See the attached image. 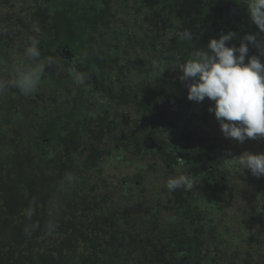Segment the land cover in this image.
<instances>
[{"label": "rangeland", "instance_id": "obj_1", "mask_svg": "<svg viewBox=\"0 0 264 264\" xmlns=\"http://www.w3.org/2000/svg\"><path fill=\"white\" fill-rule=\"evenodd\" d=\"M70 1L0 0V62L5 65L0 78L11 79L17 66H34V62L26 57L30 38L39 42V63L44 65L43 77L35 94L25 97L18 89L9 88L5 95L0 96V264H38L39 260L34 257L36 254L55 264H104L116 255L122 258H113L109 264H165L176 260L167 236L172 235L179 242L184 239V232H191L192 228L187 225L193 223L183 217H192L202 207L200 202L205 204V208L209 207L206 203L217 196L215 184H202L183 168H177L171 176L157 175L160 169L157 167L158 171H153L150 168L157 162L154 153L142 155V148L138 146L133 148L134 156L127 158L130 162L112 161L110 154H114L116 140L125 144L131 124L136 128L144 122L142 103L127 111L125 109L124 116H119L121 105L113 102V109L100 112L106 115L101 128L82 125L79 109L83 107H88L82 115L83 122L94 118L100 121L94 117L99 114L94 113L96 107L93 104L98 90L94 89L92 82H85L82 86L74 83L69 75L70 66L56 54L58 45L54 44L61 30V20L51 8L59 9ZM83 1L86 4L82 3L83 9H78L77 13L86 19L85 26L81 22L79 27V30H85L84 42L89 47L84 54L87 57L85 63L89 64L96 58L102 81L106 83L100 88L105 91V98L119 90L131 91L135 96L143 91L151 94L161 90L163 83L173 74L172 65L178 55L167 45L171 44L172 37L166 22L169 19L167 16L164 19V14L169 13L165 11V7L168 8L166 2ZM183 3L187 9L182 13L189 18L193 0H184ZM183 27L190 32L194 29L193 35L196 34L193 21H188ZM163 30L167 31L166 50H156L151 46L160 40L159 31ZM43 44L46 45L44 49L41 48ZM85 63L79 62L77 70L84 76L88 75ZM163 106L166 112H162L169 121L161 129L166 130L167 138L173 136L169 129L172 126L174 129L177 122L184 126L180 135L170 137L167 144V150L172 148L174 155L178 156L175 143L180 140L186 143L184 140L188 136L199 144V155H205L206 150L212 155L213 148L218 149L217 143L220 146L221 141L227 140L220 132L214 115L201 116L194 109L190 114L185 107H174L170 103ZM118 119L116 129L111 121ZM50 132H53L54 140L47 144L44 139ZM71 138L73 140L68 142ZM201 138L206 141L202 143ZM228 141L230 147L222 152L224 155L229 151L232 156L244 151L264 152V141H246L243 145ZM97 150L100 153L94 161ZM218 153L221 152L218 150ZM213 159L218 160L216 157ZM225 159L231 166L230 171L234 175L238 173L235 177L231 175L233 180L230 184H224L225 191L228 192L227 187H230L235 193L233 197L226 196L223 204H216L217 211H207V232L195 234L200 229L193 225L197 229L193 230L195 233L192 231L196 241L199 238L195 250L196 264H260L257 259L263 256L264 247L247 249L242 242L238 245L234 242L233 247V239L228 238L223 230L227 225L226 215L234 214L240 206L232 209L229 203L234 202L244 192L243 189L248 192L243 199L250 203L252 190L257 188V179L249 171L237 167L235 157ZM68 173L77 178L73 185L65 181ZM179 175L189 177L193 187L170 192L166 188L167 180ZM17 180L25 181L27 196L26 192L23 197L20 194L25 185L15 184ZM135 180L142 182L136 186ZM124 181L127 182L126 187L123 186ZM218 218L225 225L223 229L217 225ZM50 220L55 223L52 231L46 228ZM173 220L178 221L175 223ZM198 221L199 218L195 217V225ZM234 222L236 227L231 230L234 233L240 234L245 222L250 230L256 227L252 226L255 224L250 223L247 215H237ZM177 224L183 228L174 233L170 227ZM22 227L27 231L20 235ZM151 229L153 234L157 231L158 237L151 238ZM252 232L258 241L261 234L255 230ZM127 238L132 239V244L125 243L126 240L112 242ZM190 238L194 240L193 234ZM124 247L129 249L126 254Z\"/></svg>", "mask_w": 264, "mask_h": 264}, {"label": "clouds", "instance_id": "obj_2", "mask_svg": "<svg viewBox=\"0 0 264 264\" xmlns=\"http://www.w3.org/2000/svg\"><path fill=\"white\" fill-rule=\"evenodd\" d=\"M244 3L250 23L257 32H246L242 36L235 31L221 32L218 38L208 41L206 50L196 48L190 59L181 62L177 58L172 65V71L180 73L176 79L187 89V100L197 104L206 99L211 102L208 112L214 114L223 137L240 145L246 141H264V0H244ZM179 38L191 42L194 37L185 29ZM234 40H238V46L231 43ZM29 42L26 57L34 62V66H17L11 79L0 78V96L9 88H15L29 97L40 86L44 65L39 63V42L34 38ZM250 48L256 53L250 55ZM3 70L5 65L0 62V71ZM69 75L77 86L84 85L82 73L71 70ZM223 157H235V165L249 171L256 179L264 177V152L244 151L232 156L229 151ZM76 179L71 173L65 176L68 185H73ZM192 187V180L184 175L166 182L170 192ZM46 228L54 230L55 223L50 220Z\"/></svg>", "mask_w": 264, "mask_h": 264}, {"label": "flooded vegetation", "instance_id": "obj_3", "mask_svg": "<svg viewBox=\"0 0 264 264\" xmlns=\"http://www.w3.org/2000/svg\"><path fill=\"white\" fill-rule=\"evenodd\" d=\"M159 1L160 2L163 1L164 3L166 2L165 6L166 5L168 6V8L165 7V11H168L169 13L164 14V19L166 16L169 19L166 22L168 25V29H170V36L172 38L170 39L171 44H167V45L169 47H172L173 50L178 52V55L175 57V60L177 58H180L181 62H183L186 60L185 58H186L187 53L191 54L194 49L202 48L203 42L202 40H199L201 39L199 37L201 29L195 28L197 31H196V34L193 35L194 38L191 42L182 41L179 38V34L186 29L184 27L182 28V26L183 24H186L188 21H190V19L189 20L187 19L183 21L182 23H177L176 20H173V18H171V14H172L173 9L177 7L178 10H176V12H178L179 14L186 15L185 13H182V10L184 11L187 8L185 7L184 3H183L184 8H181L183 6L175 3V0H168V1L159 0ZM242 8L244 9L246 8L244 0H239V2H234V3L231 1L227 2V4L225 5V13H223L222 9L219 8V13H217L218 14L217 15L218 24L223 25V28L228 27L229 29L227 30L229 31L237 32L239 30V27L243 23V18L244 20L247 19L245 15L243 14L244 11L242 10ZM82 9H83V4H82ZM159 32L161 35L160 40L157 41L156 43H153L151 47L152 48L155 47L156 50L158 49L166 50L164 47L167 45L164 43V41H165V36L167 34V31L163 30ZM227 32L228 31H225V33ZM191 33L192 34L195 33V30L192 29ZM241 34L244 35L245 33L241 32ZM231 43L236 44L238 46L239 42L238 40H234ZM55 45H58V49L55 50L56 54L59 56L62 62L64 61L65 63L68 64V66H70L71 70L77 71L79 69V62L85 63V60H87V57L84 54L87 53V50L89 47L84 42V39L79 43V50L81 54L72 53L69 50V48L62 43H58ZM41 48L44 49L43 47ZM255 53H256V50L250 48L249 54L252 55ZM179 75L180 73L178 70L173 72L172 76H170V79H167L163 83L164 86L161 87V90L151 93V94H149L148 91L147 93L143 91L142 93L136 94L137 96H135L134 94L131 93V91L119 90L116 92H111V94H108L111 97L106 99L104 96L105 91L100 89L103 85H106V83L102 81V76L100 78L98 77L94 78L93 74H88L85 76L86 78L85 82H92L94 89H96V91L98 90L97 96H95V99L93 100V104L96 107V110L94 111V113L95 114L97 113L101 117H104V118H101L98 115L94 117L100 119V121H97L94 118L93 120L94 122L92 121L88 122V120H85L83 122L82 115L84 111H86L88 108V107L87 108L83 107L79 109V115H80L79 121L83 122V125L92 124V126L101 128L102 127L101 124L104 123L102 121L103 120L105 121V117H106L104 113L107 112L102 109H107V110L113 109L111 108V105L113 102H118L121 105L120 111L118 112L119 116H124V113H126L124 112L125 109L127 111L130 109V107H135L136 104L142 103L141 117L144 119V122L140 123V125H138V127L136 128L131 124L130 136L126 135L125 144L123 143L116 144V154L112 156L110 155V157L113 159L112 161L113 162L120 161V162H125V163L131 161L130 159H127V158L130 156L132 157L134 156L133 148L136 145L134 142V135L136 134L135 132L141 131L143 132V134H137L138 137H141L140 141H142L140 145L138 143V147H140V149L142 148V155L149 154L150 152L154 153L153 154L154 160L157 161L156 165L159 164V166L151 165L150 168L153 171H158V168H159L160 173H158L157 175L161 174V176L163 177L166 175L171 176V172L175 171L177 168H183V170H186V172H189L190 174L196 176L197 180L202 181V182L204 181L205 183L207 182L210 185H212L213 180L224 178L223 176H220V173H223V168H224L225 163H227V160L225 159V157H223L224 154H222V152H226V148L230 147L229 146L230 143L228 140H224L225 142L221 141L219 143L220 146L217 143L216 146H218V149L214 147L212 150V152L214 151L212 155L208 154L209 150L208 151L206 150L205 155H199V152L197 151L199 144L195 142L191 138V136L187 137V140L189 141V143H187L186 139L184 140L186 141V143L185 142L182 143L181 140L175 143V146L177 147V150H178L177 152L178 156L174 155L176 153L172 151L173 150L172 148L167 150V144L171 141L170 137L171 138L173 136L176 137V135L179 134L180 130L184 126H182L180 122H177L178 124L173 129V126H172L173 123L170 124L169 128L171 126L172 128H170L169 131L173 132V136H170L169 138L166 137L168 134L166 130L165 129L162 130L161 127L164 126L166 123H168L169 120L166 118V115L162 112L163 110L165 111L164 109L165 107L163 106V104L170 103L174 107L176 106H181L182 108L185 107L186 108L185 111H188V113L190 114L193 113L192 110L194 109V111L198 112V114L201 116L202 114H206L209 117H212L214 115L208 112V108L212 105H211V102H209L207 99L202 104H197V103L190 102L187 100V89L179 83L178 79H176V77H178ZM90 94H93V93H90ZM74 102L76 103L75 99H74ZM100 112H104V113H100ZM116 121L119 123V119L115 121L112 120L111 123L114 128L118 129L116 127V124H117ZM187 125L188 127H190V123ZM200 140L202 143L203 141H206L203 138H201ZM44 141L50 144L49 140H44ZM67 141L70 142L71 140H67ZM124 146H126V149H124ZM179 146L182 148L180 149ZM190 149H193V151H191ZM218 150L221 153H218ZM99 153H100V150H97L94 155V161H97ZM215 157L218 158V160L215 161L213 159ZM162 169H164V172H161ZM141 182L142 181L136 180L134 183L136 184V186H139ZM126 184L127 182L124 181L123 186L126 187ZM100 211L105 212V209L104 210L102 209Z\"/></svg>", "mask_w": 264, "mask_h": 264}, {"label": "trees", "instance_id": "obj_4", "mask_svg": "<svg viewBox=\"0 0 264 264\" xmlns=\"http://www.w3.org/2000/svg\"><path fill=\"white\" fill-rule=\"evenodd\" d=\"M183 1L184 0H175V3L182 5L183 6ZM222 1V2H221ZM239 2V0H193V9L190 10L189 12V18L191 21H193L194 24V28L197 29H201L200 30V35L199 37L202 40L203 44H202V49H207V43L211 38H218V35L221 32L225 31H229L227 29H229L228 27L223 28V25L218 24L217 21V13H219V8L222 9V12L225 13V5L227 4V2ZM82 3H84L83 0H71L70 2H68V4H63V6H59V9H56L54 7H52V11L53 13L57 16V18H60L61 20V24H60V31L58 32V40H56L54 42V44H58V43H62L64 45H66L69 50L72 53H76V54H81L80 50H79V43L84 39L85 35V30H83V28L81 27V22L82 25L84 24L86 19L83 18H79V15L77 13L78 9L82 10ZM90 3V2H89ZM66 5V6H65ZM92 5H95L94 3ZM70 6V7H68ZM67 7V8H66ZM186 7V6H185ZM239 7V6H238ZM180 8V7H179ZM181 8H184L181 7ZM175 10V11H174ZM176 10H178V8L176 7L175 9H173L172 14H171V18H173V20H176L177 23H181L184 20H189V18H186L185 15L183 14H179L178 12H176ZM242 10L245 12H243V14L245 15V17L247 18L246 20H244L243 18V23L241 24V26L239 27V30L237 31V33L239 35H242L241 32H257L258 30L255 28L254 25H252L250 23V19L248 17V13L246 8H242ZM178 13V14H177ZM68 21V24H67ZM1 25V24H0ZM80 25V26H79ZM85 26V25H83ZM82 26V27H83ZM198 43V41H197ZM41 47H46L45 44H43ZM192 54V53H191ZM191 54L187 53L186 54V60L191 58ZM96 58L93 60H91L89 62V64L86 63V67L87 68V74H93V77H101V72L99 69V66L96 62ZM78 72V71H77ZM54 76H52L50 79H53ZM86 79V78H85ZM90 122V121H88ZM92 122H94L92 120ZM83 123V122H82ZM83 125V124H82ZM81 125V126H82ZM85 128L86 127H91L92 124H84L83 125ZM64 131L66 130V128L63 129ZM62 130V131H63ZM136 134L134 135V142H135V146H138L142 143V141H140L141 137H138L137 134H143V132L141 131H137L135 132ZM145 134V133H144ZM44 140H49L50 144L51 142H53L54 140V136H53V132H50L49 134L46 135V138ZM70 140H73V138H71ZM46 142V141H45ZM225 142V141H224ZM122 142L119 140H116V144H121ZM48 144V143H47ZM134 146V147H135ZM140 148V147H139ZM227 149V148H226ZM240 151L242 152V146L239 147ZM114 154H116V149L114 151ZM114 154H110L111 156ZM142 157V156H141ZM90 161V160H88ZM91 163V162H89ZM159 166V164L157 165ZM223 168V167H222ZM231 166L229 164V162L224 165L223 173H220V176H223V179H215V181L213 182L212 185L215 184V192L217 193V196L215 195L214 197H211L209 199V201L206 203L207 208H205V204L203 202H200V205L202 206L200 209H197L194 213V215L192 217H198L199 221H198V226L195 225L196 223H194V218L189 217V216H184L183 219L188 218L190 222L193 223L194 227L197 229H200V231L198 233H195L194 231H196L197 229H195L193 227V225L189 224L187 225V227H191L192 229L191 232H184V239L180 240L179 242H176L173 239L172 235L167 236L168 242L170 247L173 249V252L175 253L176 256V260L173 261H167L165 264H196V246L198 244V239L196 241L195 239V234H201L203 235L204 232L208 231V219H207V211H212L215 212L218 210V206L219 204H223V200L225 201V197L228 196V198L233 197L235 191L231 190L230 187L228 188V192L225 191V187L224 184H230L229 182H231L233 179L231 178V175L234 173L233 171H230ZM236 169V168H234ZM7 173V172H6ZM9 173V172H8ZM238 174V173H237ZM237 174H233L234 177ZM136 181V180H135ZM23 183V180L21 182H19V180H17V183L15 182V184L21 186V184ZM202 184H204V181L202 182ZM25 185V184H24ZM206 185V183H205ZM213 187V188H214ZM257 188H254L252 190V198H251V202L247 204V200L243 199L245 197V195L248 194V192L246 190L243 189V193L240 194V196L243 195V197L241 198L240 196L232 203H229L230 207L232 209H236V207H238V205H240L237 208V211L234 214H231L229 217L228 215L227 218H225V222L227 220V225L225 226L223 222H220L221 220L218 218L217 221V225L220 226L223 229L224 227V232L227 235V237H231L233 240L231 242V245H233L234 247V242L241 244L244 243L245 247L251 248V247H259L261 248L264 247V177H261L260 179H257ZM26 192V196L28 193V187L25 185L24 188H22L20 190V194L23 197V193ZM218 193L220 194V196L218 195ZM250 193V192H249ZM255 194V195H254ZM232 195V196H231ZM237 195V194H235ZM21 197V198H22ZM217 204V205H216ZM216 205V206H215ZM232 205V206H231ZM203 209V210H202ZM22 215V214H20ZM237 215H244V216H248V218L250 219V223L251 224H255L252 226H256L255 227V231H258L259 234H261V236L258 238V241L255 240L257 239L256 236H253V232L254 230H250L249 228H247V222H245L244 225H242V229L240 231V234L238 232H232V228L236 227L235 226V222L234 219L236 218ZM175 223H177L178 220H173ZM216 222V218L213 220V225ZM232 226V227H231ZM172 227V225H171ZM172 232H177L178 230H182L183 226H180L177 224V226L175 225V227L171 228ZM186 227V226H185ZM18 228H15L14 230L19 233V231L17 230ZM194 230V231H193ZM23 231V233H22ZM22 231L20 232V235L25 234L27 229L25 227H22ZM195 233H193V232ZM243 233V236L241 235ZM29 234V233H28ZM27 234V235H28ZM136 234V233H135ZM157 231L154 232L153 234V229L150 230L149 235L151 236V238H156L158 236H156ZM165 234V232H164ZM193 234V239H191V235ZM138 235V234H136ZM30 237V234H29ZM190 238V239H189ZM170 239V241H169ZM243 239H245V241H243ZM123 240H126L125 243L128 244H132V239H117L115 241L112 242H116V243H120ZM230 242V241H229ZM113 246V245H112ZM248 246V247H247ZM232 247V248H233ZM126 249V247H124ZM113 250H115V247H113ZM129 249L125 250V254L127 253ZM120 252V250L118 251V253ZM117 257H113L114 259H121L122 257H119L118 255H116ZM35 259H38V264H55V262L49 263L47 262V258L46 257H42L40 254H36ZM113 258L109 259L112 260ZM133 256L131 258V261L133 260ZM109 260H107V262H105L104 264H109ZM257 260L260 261V264H264V253L262 257H259ZM255 260V261H257Z\"/></svg>", "mask_w": 264, "mask_h": 264}]
</instances>
